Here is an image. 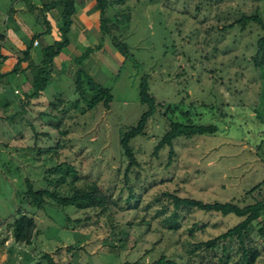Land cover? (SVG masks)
Returning a JSON list of instances; mask_svg holds the SVG:
<instances>
[{
  "label": "rangeland",
  "instance_id": "rangeland-1",
  "mask_svg": "<svg viewBox=\"0 0 264 264\" xmlns=\"http://www.w3.org/2000/svg\"><path fill=\"white\" fill-rule=\"evenodd\" d=\"M45 1L0 0V34L8 30L23 37L15 12L38 30L37 15L47 13L42 11ZM32 3L38 10L29 9ZM49 11L53 18L55 10ZM122 12L129 20L120 17ZM255 12L264 21V0L116 2L106 13L113 19L111 33L104 30L100 12L88 19L94 21L91 31L80 34L77 47L63 49L66 55L54 62L43 96H16L17 81L5 89L7 96L0 93V264H49L47 256L58 264H160L161 257L173 264H246L233 240H220L214 250L200 244L241 217L177 208L166 193L241 206L264 196V185L249 192L264 180V67L253 60L264 30L255 22L244 29L227 26ZM55 20L49 21L60 37ZM56 36L46 35L44 42L52 43ZM114 36L128 43L127 55ZM98 43L101 48L83 67L112 90L114 99L109 106L102 102L90 108L96 91L87 79L82 92L76 89L77 65H71L88 45ZM146 75L160 105L146 134L131 143L137 165L127 182L129 159L120 136L148 110L140 100ZM189 119L217 130L177 137L170 164L169 147L154 155L170 120ZM60 162L75 165L79 187L95 182L110 197L113 226L105 214L90 208H61L51 200L42 209L29 204L26 180L36 188L48 186L46 170ZM130 187L136 198L128 201ZM22 214L36 223L31 244L17 242L12 234V224ZM263 226L261 218L252 232L260 251L256 264H264Z\"/></svg>",
  "mask_w": 264,
  "mask_h": 264
},
{
  "label": "trees",
  "instance_id": "trees-1",
  "mask_svg": "<svg viewBox=\"0 0 264 264\" xmlns=\"http://www.w3.org/2000/svg\"><path fill=\"white\" fill-rule=\"evenodd\" d=\"M123 1L124 0H95L97 8L100 12L101 23L106 32L111 33V25H114V23L111 24L113 19L106 15L107 9L113 6L114 3ZM56 7H62L58 18L60 37H57L52 43H48L43 47V58L39 63L32 61L29 62L28 68L33 72V76L31 77L33 91L26 97L30 100L43 96L46 88L52 80V69L54 67L56 57L60 56L63 49L70 44L68 34L70 33L74 22L76 0H54L51 3L44 4L42 11L45 12L46 10L48 12L50 9ZM119 15L121 18L128 20L130 18V15L124 12ZM44 17L46 23L50 26L49 21L46 19V14H44ZM251 22L259 24L264 30V21L258 12L251 14L244 13L233 23H228L227 26L233 27L235 24H240V27L244 29ZM41 35L42 33H37L33 36L31 43L25 50L24 57L21 60L29 59V49L34 41ZM0 36L2 37L3 35L0 34ZM114 43L122 54L127 55L129 53L128 43L120 40L118 36H114ZM101 46L102 43H98L94 47L88 46L84 52L75 58V62L77 64L75 77L76 89L82 92L84 79H87V85L92 91H96V94H94L91 99L90 108H94L102 102L106 106H109L114 99L112 90L104 87L102 83L95 81L94 77L83 67V62L89 58L90 54L95 49H100ZM253 60L258 68L264 67V36L258 39V49L253 57ZM17 66L18 65L15 67L16 69ZM140 100L143 104L148 106V110L142 113L136 125H133L128 130L123 131L120 136V144L123 154L129 159V163L125 171V178L127 182L129 181V173L132 168L137 165V160L131 143L135 138L146 134L149 120L155 114L157 106L160 105L157 103L155 97L150 94V85L147 75L142 77L141 80ZM79 102L80 100L74 101L76 106ZM167 108L168 111L172 110L171 105ZM84 111L85 110H83V112ZM11 118H13V115L7 117V119ZM216 130L217 127L215 125L196 124L191 119H189L188 122L170 120L169 128L155 146L153 154L158 155L162 149L169 147L170 152L168 162L170 164L175 153L173 142L177 137L182 135L192 137L195 135L214 134ZM46 174L47 175L44 179L48 182V186L36 188L31 180H26L27 191L24 195L28 198L31 206L42 209L49 202V200H51L61 208L66 206H76L81 209L90 208L93 211L105 214L108 218L110 226H113L112 218L109 216V211L111 209L110 197L95 182L84 187H79L77 183L81 180V176L79 175L75 165L60 162L46 170ZM263 185L264 180L253 187L249 192L252 193L257 189H260ZM129 191L130 192L127 197L128 201L136 198L132 187L129 188ZM166 194L172 199L175 207L177 208L192 207L205 212H218L224 216L235 214L236 216L241 217L242 220L235 226L212 239L201 242L200 244L214 250L220 240L230 239L237 243L241 251L242 258L246 264L257 263L260 257V251L253 242L252 232L255 230V222L261 220V218L264 219V196L262 199L256 200L254 203L241 206L235 202L216 201L211 203L204 202L193 197H181L173 193ZM35 228L36 223L34 218L26 214H22L14 220L12 224V234L17 242L31 244ZM259 231L262 235H264V226L261 227ZM47 257L49 264H58V262H56L52 257ZM219 260L222 261V257ZM157 262L160 264H173V261L167 260L165 257H161ZM125 264L132 263L126 262Z\"/></svg>",
  "mask_w": 264,
  "mask_h": 264
},
{
  "label": "crops",
  "instance_id": "crops-1",
  "mask_svg": "<svg viewBox=\"0 0 264 264\" xmlns=\"http://www.w3.org/2000/svg\"><path fill=\"white\" fill-rule=\"evenodd\" d=\"M52 1L54 0H48V3H51ZM46 3L47 2L45 1L43 4H46ZM32 4L29 6V9L38 10L39 6L38 5L36 6L35 4L32 5ZM58 8L59 10H57ZM53 9L55 10V13H54L55 15L53 14V18H51L52 15L50 16V11H48L46 13V19L48 21L51 19L52 21L56 22L55 19L59 18L60 16L59 12L62 10V7H56ZM98 12L99 10L94 0H76V12L74 14V22L72 24L70 33L68 34V37L70 39V44L68 45L69 47H77V45H79L80 40H81L80 34L81 33L86 34L91 31L90 26L94 24V21L92 22V24H89L90 21L88 22V19L94 17V20H95ZM10 20H11V16L8 17V21ZM14 20L18 22V25H20L21 31L23 30L24 33L22 34L23 37H19L15 33H12V32L10 33L7 30L5 35L2 34L3 36L2 37L0 36V39L2 41V44L0 45V90H1L0 93L2 94L4 93V95L7 96L8 94H6L7 91L5 89L8 86H12L13 83L17 81V82H21L20 84L21 86L17 84L16 90H15L16 96L17 95L19 96L21 93L22 94L21 96L26 97L28 94H30L33 91V85H32V79H31V77L33 76L32 74L33 72L28 68L29 62L32 61L35 63H39L42 60L43 58L42 49L46 45V43L44 42L45 41L44 37H46V35L47 37L52 36L51 39H53V36H56L58 32L55 31V29L52 30V27L54 26L53 25L54 23L52 21L51 22L49 21L50 26L46 23L44 15L43 16L41 15V17L37 15V22L40 24V27L36 31L33 30L27 24L26 20L22 16H20L17 12L14 13ZM37 33H42V35L36 39L39 41V43L37 45H35L34 43L32 44L31 48L29 49V59L28 60H21L24 57V52L29 46V44L31 43L33 36ZM11 40H12V43L10 42L9 44H7ZM65 55H66V52L65 51L62 52L60 56L56 57L55 62L57 58L59 57L62 58ZM75 58H74V61H75ZM74 63L76 64V62H73L71 65V68L73 67ZM16 65H18L17 69L15 68Z\"/></svg>",
  "mask_w": 264,
  "mask_h": 264
},
{
  "label": "built area",
  "instance_id": "built-area-1",
  "mask_svg": "<svg viewBox=\"0 0 264 264\" xmlns=\"http://www.w3.org/2000/svg\"><path fill=\"white\" fill-rule=\"evenodd\" d=\"M38 43H39V41H38V40H35V41H34V44H35V45H37Z\"/></svg>",
  "mask_w": 264,
  "mask_h": 264
}]
</instances>
